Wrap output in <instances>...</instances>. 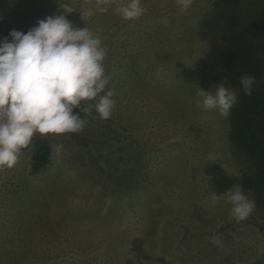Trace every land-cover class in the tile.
Listing matches in <instances>:
<instances>
[{
    "label": "rangeland",
    "instance_id": "1",
    "mask_svg": "<svg viewBox=\"0 0 264 264\" xmlns=\"http://www.w3.org/2000/svg\"><path fill=\"white\" fill-rule=\"evenodd\" d=\"M263 1L235 0L228 12L256 31ZM68 2L67 19L107 49L115 108L109 119L83 113L78 133L36 134L51 146L43 172L30 173L32 146L0 170V264H264V208L240 183L249 161L228 115L198 104L200 89L220 85L202 65L226 28L225 19L209 24L215 0L186 11L177 0H141L135 20L117 11L128 0ZM57 14V0H5L0 38ZM234 185L255 201L240 222L223 196Z\"/></svg>",
    "mask_w": 264,
    "mask_h": 264
},
{
    "label": "clouds",
    "instance_id": "2",
    "mask_svg": "<svg viewBox=\"0 0 264 264\" xmlns=\"http://www.w3.org/2000/svg\"><path fill=\"white\" fill-rule=\"evenodd\" d=\"M177 2L186 11L192 0ZM57 3L62 14L38 20L26 33L13 29L0 38V170L12 168L36 134L78 133L86 123L80 113L95 111L101 119H109L114 111L115 93L106 87L110 78L103 63L107 49L99 35L87 27L76 28L67 19L76 10L72 3ZM117 11L123 19L135 20L145 9L141 0H128ZM254 82L253 76L240 78L246 95H251ZM197 95L205 110H218L223 116L237 99L236 92L223 83L215 94L200 89ZM223 196L237 222L247 219L255 208V201L240 185ZM212 198L218 197L213 194ZM213 242L219 245L220 239L213 236Z\"/></svg>",
    "mask_w": 264,
    "mask_h": 264
},
{
    "label": "trees",
    "instance_id": "3",
    "mask_svg": "<svg viewBox=\"0 0 264 264\" xmlns=\"http://www.w3.org/2000/svg\"><path fill=\"white\" fill-rule=\"evenodd\" d=\"M4 1L0 0V7ZM233 1L235 0L214 2V13L209 24L216 25L225 19L226 28L210 44L202 58V65L214 72L212 79L215 82L223 83L237 94L236 103L228 114L230 137L249 161L250 168L248 173L241 176L240 183L256 193L264 208V88L257 84L264 76V1L257 16L260 28L256 31L243 26L238 14L228 12ZM13 29L27 32L21 28ZM244 75L255 77L251 95L245 94L240 83V78ZM75 111L78 112L79 109ZM82 114L80 113L81 116ZM30 146L33 147L30 173L39 174L51 162V146L45 137H33Z\"/></svg>",
    "mask_w": 264,
    "mask_h": 264
}]
</instances>
